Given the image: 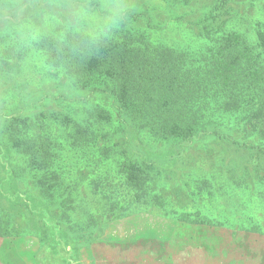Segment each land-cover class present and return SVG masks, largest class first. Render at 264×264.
Returning <instances> with one entry per match:
<instances>
[{"label":"trees","instance_id":"obj_1","mask_svg":"<svg viewBox=\"0 0 264 264\" xmlns=\"http://www.w3.org/2000/svg\"><path fill=\"white\" fill-rule=\"evenodd\" d=\"M154 1L116 6L100 36L42 38L18 53L16 81L0 71L18 110L0 117V237L19 233L16 210L64 264L136 215L264 237V0L255 21L230 0L192 18ZM207 149L216 156L197 154Z\"/></svg>","mask_w":264,"mask_h":264},{"label":"rangeland","instance_id":"obj_2","mask_svg":"<svg viewBox=\"0 0 264 264\" xmlns=\"http://www.w3.org/2000/svg\"><path fill=\"white\" fill-rule=\"evenodd\" d=\"M215 1L174 0V3L178 5V14L184 13L183 18H192L203 13L207 15L215 5ZM258 1L230 0V10L233 14L240 13L246 16L249 21H255L258 17L256 8ZM7 2V8H0V71L9 73V76L16 81L18 75L14 70L8 71L9 68L18 58V53L22 57H28L31 53L30 51L26 52L29 47L13 42L14 32L11 34L2 32L5 27L3 22L10 21L22 25L30 19L34 25L39 27L41 23L39 10L43 7V0H7ZM116 2V6L121 8L122 6L132 7L135 0H118ZM12 3L17 5L16 8L12 7L14 6L11 5ZM154 3L163 8L165 6L164 3L158 0H155ZM158 12L157 22L162 23L169 18L167 11L162 12L160 9ZM59 31V28L54 29V32L58 33ZM49 35L51 34L42 35L34 43ZM20 87L22 91L25 90L21 92L22 94L28 89L25 85ZM13 88L12 83L8 82L7 78L0 77V97L2 98L0 100V117L2 118L18 111L11 105L12 99L7 96L4 97L2 94L4 90L9 89L12 91ZM22 104L20 102L17 109H21ZM36 109V107L31 109L29 114ZM2 118H0V121ZM0 139L4 140L5 138ZM197 154L200 157L210 158L216 156V151L207 149ZM155 188L154 185L151 190ZM169 191L172 190H166V192ZM199 203L201 204V202ZM204 208V206H200L199 209L202 213L200 214L197 211L199 217L190 214L192 215L190 219L203 218L202 216L207 210ZM214 208H216V205H214ZM3 215L4 221H7V214L2 213ZM24 215L16 210L15 215L12 217L13 221L10 227H16V223L21 226L18 234H11V236L5 238L0 237V264H64L62 260L59 261L61 257L58 252L60 248L58 243L51 236L46 243L45 239H42V231L33 232L27 228V218ZM156 219L158 222L163 220L148 215H136L123 218L114 226H107L106 229H103L100 239L92 242L91 246H83L79 249L77 256L74 257L75 261L80 264H264L263 236L244 234L243 232H235L232 229H224L206 223H193V221L172 222V220H167L162 223H149L152 220L156 222ZM203 222H206V220ZM134 223L135 226L143 224L146 226L148 224L153 228L154 234L149 237L135 238L137 237L135 236L137 228L133 229ZM116 238L119 242L113 241ZM44 245L46 250L40 252L41 255L38 254Z\"/></svg>","mask_w":264,"mask_h":264},{"label":"clouds","instance_id":"obj_3","mask_svg":"<svg viewBox=\"0 0 264 264\" xmlns=\"http://www.w3.org/2000/svg\"><path fill=\"white\" fill-rule=\"evenodd\" d=\"M90 4L91 0H43V7L39 10V27L30 19L22 25L4 21L2 32H14L13 42L29 48L45 34L56 36L60 42H64L66 35L71 33L100 36L106 28L115 24L113 9L116 5L114 0H98V7H91ZM56 28L60 29L58 33L54 32Z\"/></svg>","mask_w":264,"mask_h":264}]
</instances>
